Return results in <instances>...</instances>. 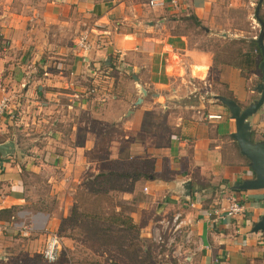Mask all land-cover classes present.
Returning <instances> with one entry per match:
<instances>
[{
  "label": "crops",
  "instance_id": "1",
  "mask_svg": "<svg viewBox=\"0 0 264 264\" xmlns=\"http://www.w3.org/2000/svg\"><path fill=\"white\" fill-rule=\"evenodd\" d=\"M216 1L165 0L151 8L148 0H37L36 11L7 12L0 21V98L9 100L0 144L12 146L0 150V213L13 208L0 214L1 259L17 239L61 222L29 207V177L49 169L42 182L59 193L67 180L152 157L155 175L137 176L135 188L122 192L136 201V212L126 215L135 221L149 208L190 219V242L173 251L187 259L181 264H264V230L251 231L264 211V189L238 188L253 172L231 136L234 120L213 98L231 94L246 106L259 97L256 76L244 78L225 63L214 71L210 52L172 31L178 16L202 24ZM81 34L91 42L85 53L73 44ZM215 83L225 92L212 94ZM154 111H172L165 136L148 118ZM248 119L253 140L264 139V101ZM229 194L245 205L244 214L208 216Z\"/></svg>",
  "mask_w": 264,
  "mask_h": 264
},
{
  "label": "rangeland",
  "instance_id": "2",
  "mask_svg": "<svg viewBox=\"0 0 264 264\" xmlns=\"http://www.w3.org/2000/svg\"><path fill=\"white\" fill-rule=\"evenodd\" d=\"M257 2L217 0L215 10L202 24L199 22V27H195L191 20L178 16L172 31L187 35L189 45L193 48L210 52L214 71L224 68L225 64L222 67L218 65L222 64L221 61L236 63L238 51L246 50V45L238 42L239 39L249 40L258 36L259 24L253 18ZM36 3L37 0H0L1 23L8 11L38 10ZM258 15L264 19V0ZM203 28L208 30V34L203 33ZM222 32L226 34L225 38ZM233 33L236 37L232 36ZM0 43L5 44V41ZM253 74L256 77L252 85L255 86L260 82V72L254 70ZM212 88V94L218 90L225 92L217 83L212 84ZM172 117V111L169 114L154 111L148 118L159 124V134L165 136ZM112 164L109 172L98 171L79 181L67 180L61 191L58 190L59 193L50 191V184L44 182L49 184L44 186L42 182L49 169L43 172L44 175L29 177V207L32 210L51 211L62 218L59 226L55 227L60 235V255L55 263L50 264H181L187 261L183 258L180 260L179 255L173 253L179 242H190L183 237L185 227L181 226L175 238H170V224L160 223L171 219L169 213L157 215L152 209L146 208L138 220L125 218V213L130 215V212H136L137 207L131 195L122 192L135 188L133 174L139 169H144L145 178L155 175L152 157H145L139 162L129 157L126 161ZM52 174L58 175L57 170ZM124 195L128 196L127 201ZM64 204L67 209L65 218L62 209ZM44 232L32 233L23 237V240L17 239L10 246L9 257L0 258V264H47L40 252Z\"/></svg>",
  "mask_w": 264,
  "mask_h": 264
},
{
  "label": "water",
  "instance_id": "3",
  "mask_svg": "<svg viewBox=\"0 0 264 264\" xmlns=\"http://www.w3.org/2000/svg\"><path fill=\"white\" fill-rule=\"evenodd\" d=\"M263 0H258L255 9L256 16L259 12L260 5ZM259 24L258 36L255 38L260 49L261 60L258 64L260 72V82L255 87V91L259 97L249 102L246 106L241 107L232 97L224 95L214 96L215 100L220 101L227 109L230 118L234 120L235 131L231 132V136L237 146L239 153L249 162L250 170L253 172V177L243 180L238 185L239 189H264V139L252 140V130L249 117L254 114L264 101V24L261 21ZM143 94H146L144 88L141 89ZM141 97L135 99L134 103H138ZM12 146L11 140L4 141L0 144V150H8ZM264 230V211L259 219L251 227L252 232Z\"/></svg>",
  "mask_w": 264,
  "mask_h": 264
},
{
  "label": "built area",
  "instance_id": "4",
  "mask_svg": "<svg viewBox=\"0 0 264 264\" xmlns=\"http://www.w3.org/2000/svg\"><path fill=\"white\" fill-rule=\"evenodd\" d=\"M165 0H148V5L151 8L162 6L164 4ZM175 3L174 1H172ZM75 50H78L79 53H85L88 52V50L91 48V42L89 38H87L86 35L81 34L75 37V40L73 41ZM9 98L5 95L0 98V116L4 113V110L7 107ZM220 115H211L209 114L207 117H214L218 118ZM261 132H264V129L261 130ZM145 186L143 189L145 190ZM245 212V205L241 202V200L234 197L233 194H229L227 196V204L226 205H220V207L215 208L214 210H211L208 212V216L215 215L216 218L220 217H231L236 215H243ZM191 220L190 219H184L182 213L180 211H177L175 215L169 220L160 223H164L166 225L167 223L171 226V236L170 238H175V235L178 233L181 226H189ZM190 229L184 228V237L189 239ZM187 239V240H188ZM60 235L55 228H49L48 230H45L43 234V242L41 247V257L42 259L47 263H55L60 255Z\"/></svg>",
  "mask_w": 264,
  "mask_h": 264
},
{
  "label": "trees",
  "instance_id": "5",
  "mask_svg": "<svg viewBox=\"0 0 264 264\" xmlns=\"http://www.w3.org/2000/svg\"><path fill=\"white\" fill-rule=\"evenodd\" d=\"M253 18L256 20V22L261 21L264 24V19H262L258 14L256 16L253 15ZM182 19L191 20V23L195 27L200 26L199 21H197V19L193 17L191 14L187 16H183ZM238 42L246 45V50L238 51L237 56H236L238 58V61L236 63L229 62V61H226V62L221 61V63H225L227 65L233 66L235 69L239 71L240 76L247 78L246 75H249L250 73H252V71L254 72V70L256 71L258 70V64H259V61L261 60V57H260L261 53H260V49L255 39H249V40L239 39ZM227 97H232L234 99V97L231 94H227ZM234 101L236 102L235 99ZM252 140H253V137H252ZM141 174L145 176L144 172L142 173V169H139L133 174V179L137 178V176H141ZM98 175L100 174H97V176ZM123 175H126V174H123ZM12 208L13 207L6 208L5 210H2V213L6 211H11ZM125 218L131 220V217L129 215L128 216L126 215Z\"/></svg>",
  "mask_w": 264,
  "mask_h": 264
}]
</instances>
